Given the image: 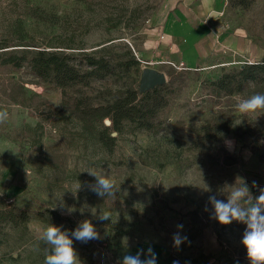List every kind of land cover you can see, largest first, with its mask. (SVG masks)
<instances>
[{
	"label": "rangeland",
	"instance_id": "1",
	"mask_svg": "<svg viewBox=\"0 0 264 264\" xmlns=\"http://www.w3.org/2000/svg\"><path fill=\"white\" fill-rule=\"evenodd\" d=\"M171 3L0 0V110L8 113L0 122V210L31 215L19 228L0 227V264H44L50 248L41 239L44 229L53 224L70 234L85 219L100 239L73 240L80 264H120L124 255L149 247L157 264H250L241 243L246 225L211 219L208 197L216 194L226 202L221 189L237 178L246 181L254 199L264 189V113L236 111L241 99L264 94V83L219 97L211 84L246 62L180 70L176 63L153 60L155 29ZM225 19L250 40L257 63L264 61V0H228ZM104 48L121 54L128 49L140 62L139 71L124 76L119 86L128 83L140 91L148 69L167 80L157 87L164 108L154 128L125 127L111 152L99 142L108 119L82 122L64 106L61 90L41 84L27 66L17 71L3 65L5 56L23 50L78 55ZM116 88L110 80L95 83L90 102L98 104ZM215 119L221 131L210 142L204 128ZM93 169L115 181L114 196L90 190L95 178L87 171ZM46 211L61 219L43 215ZM100 212H111V219L99 221ZM177 231L187 237L179 248L173 246Z\"/></svg>",
	"mask_w": 264,
	"mask_h": 264
},
{
	"label": "trees",
	"instance_id": "2",
	"mask_svg": "<svg viewBox=\"0 0 264 264\" xmlns=\"http://www.w3.org/2000/svg\"><path fill=\"white\" fill-rule=\"evenodd\" d=\"M1 57V56H0ZM3 65L11 66L20 71L26 66L30 73L41 83L52 85L61 90L64 106L82 122L90 119L104 121L108 119L110 126H105V132L99 136V142L109 151H113L117 136L122 134L127 126L138 130H152L154 119L164 106L158 101L157 87L141 94L132 84H122L124 76H130L139 71L140 62L130 50L124 54L114 53L112 49H102L94 53L67 54L61 51L46 49L23 50L5 56ZM110 80L116 84V89L103 94L98 104L90 102L91 94L97 82ZM264 83V61L256 64H246L241 70L225 73L211 84L216 96H231L243 93L251 85ZM101 99V98H99ZM220 120L215 119L204 128L205 140H211L220 133ZM116 133L117 136L113 137ZM52 219H61L53 211L43 215ZM31 220L27 211L0 210V227L10 226L13 229L26 225Z\"/></svg>",
	"mask_w": 264,
	"mask_h": 264
},
{
	"label": "clouds",
	"instance_id": "3",
	"mask_svg": "<svg viewBox=\"0 0 264 264\" xmlns=\"http://www.w3.org/2000/svg\"><path fill=\"white\" fill-rule=\"evenodd\" d=\"M236 111L242 115L264 113V94L256 93L241 99L236 104ZM7 115L6 111L0 110V122H4ZM226 147L231 150L232 142L226 141ZM87 172L95 178V183L89 185L91 191L101 197L114 196L115 181L108 173L94 169ZM253 187H256L255 182ZM205 190L211 192L207 186ZM221 191L226 193V202L218 199L216 194L208 197V204L212 208L210 218L221 225H229L233 221L246 225L241 243L246 249L247 258L250 264H264V189H260V194L254 199L246 181L243 178H237L234 184L226 185ZM207 210L206 207L205 211ZM97 219L108 221L111 219V212H100ZM177 228L182 229L183 225H177ZM41 239L50 246L46 249L44 264H80L73 247V240L87 243L90 240L100 239V234L92 221L85 219L78 222L70 234L69 231L62 230L60 226L49 224L44 229ZM186 240L187 237L181 236L179 231L173 234V246L176 248H179ZM120 264H157V256L149 247L146 253L141 249L135 255H124Z\"/></svg>",
	"mask_w": 264,
	"mask_h": 264
},
{
	"label": "crops",
	"instance_id": "4",
	"mask_svg": "<svg viewBox=\"0 0 264 264\" xmlns=\"http://www.w3.org/2000/svg\"><path fill=\"white\" fill-rule=\"evenodd\" d=\"M227 5L228 0H172L155 29L152 59L184 64L188 70L257 63L250 40L227 24Z\"/></svg>",
	"mask_w": 264,
	"mask_h": 264
},
{
	"label": "water",
	"instance_id": "5",
	"mask_svg": "<svg viewBox=\"0 0 264 264\" xmlns=\"http://www.w3.org/2000/svg\"><path fill=\"white\" fill-rule=\"evenodd\" d=\"M167 83L166 75L164 73H158L153 69H148L144 72L142 82L140 85V92L146 93L155 89L156 87L162 86ZM111 122L106 121V126H110ZM117 134L114 133L113 137H116Z\"/></svg>",
	"mask_w": 264,
	"mask_h": 264
},
{
	"label": "built area",
	"instance_id": "6",
	"mask_svg": "<svg viewBox=\"0 0 264 264\" xmlns=\"http://www.w3.org/2000/svg\"><path fill=\"white\" fill-rule=\"evenodd\" d=\"M247 64H252V63L249 62V63H247ZM179 69H180V70H188V69L185 67L184 64H179ZM256 189H258V187H257Z\"/></svg>",
	"mask_w": 264,
	"mask_h": 264
}]
</instances>
